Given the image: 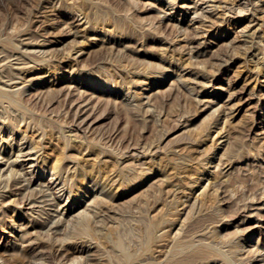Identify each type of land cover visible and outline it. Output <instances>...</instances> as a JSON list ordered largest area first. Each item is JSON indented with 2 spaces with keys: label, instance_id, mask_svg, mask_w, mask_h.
<instances>
[{
  "label": "rangeland",
  "instance_id": "obj_1",
  "mask_svg": "<svg viewBox=\"0 0 264 264\" xmlns=\"http://www.w3.org/2000/svg\"><path fill=\"white\" fill-rule=\"evenodd\" d=\"M186 1L0 0V264H264V0Z\"/></svg>",
  "mask_w": 264,
  "mask_h": 264
},
{
  "label": "bare ground",
  "instance_id": "obj_2",
  "mask_svg": "<svg viewBox=\"0 0 264 264\" xmlns=\"http://www.w3.org/2000/svg\"><path fill=\"white\" fill-rule=\"evenodd\" d=\"M209 1H211V0H194L193 3H189V2L186 1V2H184V4H183L182 6H180V7H181L182 9L188 10V12H189L190 10H193V9H194V10H195V9H199L200 7H202V4L207 3V2H209ZM202 8H203V7H202ZM205 12H206V11H205ZM207 13H208V12H207ZM212 13H213V12H212ZM212 13H211V15H212ZM211 15H210V17H211ZM215 15H216V14H215ZM208 16H209V15H208ZM208 16H207V17H208ZM212 16H213V15H212ZM214 17H215V16H214ZM222 17H223V16H222ZM222 17H221V18H222ZM215 18H216V17H215ZM218 18H219V17H218ZM218 18H217V19H218ZM211 20H212V19H211ZM211 20H210V22L214 21V20H212V21H211ZM212 23H213V22H212ZM76 24H77V23H76ZM94 25H95V24H94ZM172 27H173V26H172ZM94 28H95V27H94ZM185 29H186V28H185ZM206 30H207V29H206ZM94 31H95V30H94ZM97 31H98V30H97ZM78 34H79V32H74V33H73V35H77V36H79ZM253 34H254L253 32H252V33H251V32H250V33H246V37H250V36L253 35ZM109 35H110V34H109ZM252 37H253V36H252ZM94 38H95V37H94ZM97 39H98V38H97ZM101 39H102V38H101ZM196 39H197V38H196ZM196 39L194 40L193 43H196V42H197ZM252 39H253V38H252ZM251 41H252V40H251ZM42 42H43V41H42ZM52 43H53L52 41H49V44H52ZM253 43H254V42H253ZM49 44H48V45H49ZM115 44H116V43H115ZM197 44H198V45H197L196 48H197V49H200V48H201L200 46H202V42L197 43ZM232 44H233V43H232ZM28 45H31V43L28 44ZM43 45H44V44H43ZM228 45H230V44H228ZM253 45H254V44H253ZM33 46H39V42H34V43H33ZM40 47H41V46H40ZM42 47H43V46H42ZM202 49H203V48H202ZM256 50H257V49H256ZM25 51H26V50H25ZM37 51L40 52L41 50H37ZM42 51H44V50H42ZM45 51H46V50H45ZM196 51H197V50H196ZM198 52H199V51H198ZM34 53H35V52H34ZM44 53H45V52H44ZM41 54H42V53H41ZM51 55H52V54H51ZM262 58H263V57H262ZM160 59H161V58H160ZM257 59H259V58H257ZM2 60H3V59H2ZM39 60H40V59H39ZM39 60H38V61H39ZM76 60H77V59H76ZM0 61H1V59H0ZM261 62H262V61H261ZM258 63H259V62H258ZM35 64H36V63H35ZM164 64H165V62H164ZM176 64H177V63H176ZM263 64H264V63H263ZM263 64H262V65H263ZM253 65H254V64H253ZM30 66H31V65H30ZM3 67H4V66H3ZM3 67H2V68H3ZM0 71H1V70H0ZM5 71H6V70H5ZM3 72H4V71H3ZM27 72H28V71H27ZM30 72H31V71H30ZM199 74H200V73H199ZM199 74H198V75H199ZM151 75H152V74H151ZM195 75H196V74H195ZM148 76H149V75H148ZM204 76H205V75H204ZM204 76H202V77H204ZM22 77H23V76H22ZM29 80H30V79H29ZM33 80H34V79H33ZM194 80H195V79H194ZM17 81H18V80H17ZM27 81H28V80H27ZM19 82H20V81H19ZM22 82H23V81H22ZM22 82H21V83H22ZM30 82H31V81H30ZM25 83H26V82H25ZM11 84H15V82H13V83H11ZM11 84H10V85H11ZM28 84H29V83H28ZM37 84H38V83H37ZM10 85H9V86H10ZM23 85H24V84H23ZM11 86H12V85H11ZM29 86H30V85H29ZM3 87H4V86H3ZM12 87H13V86H12ZM14 87H16L17 90H20V89H21V88L19 87V83H17V82H16V84L14 85ZM21 87H22V86H21ZM3 89H4V88H3ZM5 89H6V88H5ZM24 89H28V86H25ZM258 90H259V89H258ZM251 92H252V91H251ZM10 93H11V91H10ZM16 93H17V92H16ZM249 93H250V92H249ZM0 94H2V92H1ZM7 94H8V92H7ZM12 95H13V94H12ZM4 97H5V96H3V98H4ZM258 97H259V96H258ZM5 98H6V97H5ZM11 98H12V97H11ZM11 98H8V100L11 99ZM147 98H148V97H147ZM6 100H7V99H6ZM14 100H15V99H14ZM227 100H228V99H227ZM230 100H231V99H230ZM239 100H240V99H239ZM2 101H3V100H2ZM231 101H232V100H231ZM9 102H10V103H13L11 100H10ZM4 103H5V105H6V102H4ZM4 103H3V104H4ZM0 105H1V103H0ZM7 105H8V104H7ZM10 105H11V104H10ZM14 106H15V105H14ZM18 106H19V105H18ZM226 106H227V105H226ZM221 107H222V106H221ZM16 108H17V107H16ZM227 108H228V107H227ZM1 110H2V109H1ZM233 112H234V110H233ZM22 113H23V112H22ZM262 118H264V116H263ZM37 142H38V141H37ZM39 142H40V141H39ZM49 144H50V143H49ZM37 146H38V145H37ZM45 146H46V145H45ZM37 149H38V148H37ZM1 152H2V151H1ZM29 155H30V154H29ZM26 156H27V155H26ZM0 157H1V155H0ZM19 157H20V156H19ZM1 158H2V157H1ZM61 159H62V158H61ZM61 159H60V160H61ZM74 160H75V159H74ZM57 161H59V159H58ZM59 162H61V161H59ZM59 162L57 163V165L59 164ZM9 163H10V162H9ZM64 163H65V162H64ZM11 164H12V162H11ZM77 164H78V163H77ZM66 165H68V164H66ZM54 166H55V165H54ZM54 166H53V167H54ZM7 167H8V166H7ZM60 167H61V166H60ZM10 169H11V167H10ZM58 170H59V169H58ZM58 170H57V171H58ZM11 171H12V170H10V173H11ZM55 171H56V170H55ZM21 175H22V174H21ZM21 175H20V176H21ZM25 179H26V178H25ZM7 181H8V180H7ZM31 206H32V205H31ZM259 208H260V207H259ZM89 209H90V207H89ZM85 212H86V211H85ZM80 213H81V212H80ZM82 215H83V214H82ZM79 221H80V220H79ZM11 224H12V223H11ZM262 227H264V226L262 225ZM252 228H253V227H252ZM23 236H24V235H23ZM161 248H162V247H161ZM181 248H182V247H181ZM167 253H168V252H167ZM16 254H17V253H16ZM11 255H12V254H11ZM8 257H9V256H8ZM11 257H12V256H11ZM1 259H2V258H1ZM262 260H263V259H262ZM7 262H8V261H7ZM3 264H4V263H3ZM39 264H40V263H39Z\"/></svg>",
  "mask_w": 264,
  "mask_h": 264
}]
</instances>
